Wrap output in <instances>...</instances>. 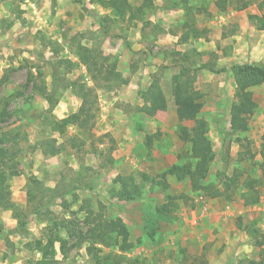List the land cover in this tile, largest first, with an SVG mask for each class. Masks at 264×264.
Masks as SVG:
<instances>
[{
	"label": "rangeland",
	"instance_id": "rangeland-1",
	"mask_svg": "<svg viewBox=\"0 0 264 264\" xmlns=\"http://www.w3.org/2000/svg\"><path fill=\"white\" fill-rule=\"evenodd\" d=\"M128 2L137 6L141 0ZM188 2L200 9L195 27L207 35L181 44L183 11L171 0H154V8L132 23L116 20L88 0H0V109L8 100L9 114L0 122V150L7 152L0 167L5 173L10 165L16 171L8 187L21 176L28 179V190L35 178L44 186L48 176L56 185L50 194H60L49 210L69 218L85 206L78 212L82 233L87 231L82 221L87 209L107 220L120 219L132 243L126 258L144 264H249L255 250L257 261L264 264L263 247H254L247 233L253 225L264 243V84L250 89L256 107L246 113L247 130L233 134L229 127L232 66H264L262 37L248 19L259 11L254 5L236 11L230 2L219 12L215 0ZM77 46L108 57L120 79L109 76L107 82L87 73L75 57ZM186 52L189 58L184 60ZM180 66L187 67L194 89L203 95L197 117L181 124L171 81ZM152 81L159 83L167 108L146 115L141 93ZM79 86L90 90L95 101L91 127L70 125L61 137L51 131V123L78 110ZM43 93L49 94V102ZM195 125L205 126L212 147L203 184L216 188L224 177L241 174L229 197H211L208 190L195 193L188 179L178 181L173 175L166 176V193L155 181L172 165L190 162L182 129L189 138ZM72 136L77 147L66 141ZM245 179L251 181L256 203H251L254 193L243 185ZM133 185L135 193L125 194ZM39 189H32L36 196ZM165 194L180 199L167 215H160L156 210L167 201ZM10 199L26 214L25 227L17 228L12 211L0 209V264H31L36 255H29L25 246L46 232L44 217L31 214L36 201L29 200L26 188L22 194L10 193ZM5 212L15 225L2 216ZM85 247L65 257L58 253L57 264H94ZM225 251L241 257L225 261Z\"/></svg>",
	"mask_w": 264,
	"mask_h": 264
},
{
	"label": "trees",
	"instance_id": "trees-1",
	"mask_svg": "<svg viewBox=\"0 0 264 264\" xmlns=\"http://www.w3.org/2000/svg\"><path fill=\"white\" fill-rule=\"evenodd\" d=\"M91 5L99 6L107 10L116 20L132 23L140 21L148 11L154 8V0H141L137 6H131L128 0H88ZM172 6L179 7L183 11L184 20L182 23L183 33L178 37L181 44H188L191 39L206 38L207 30H200L195 27L194 16L200 11L199 8L192 6L188 0H171ZM232 3V8L236 11L246 10L249 6L255 5L259 11L258 15L248 16L249 21L253 23L257 31H264V0H215L214 6L219 12H225ZM167 6V5H166ZM75 57L80 65L84 66L87 73L99 75L103 81L119 80V75L115 72V63L110 62L108 57L102 56L100 53L88 50L82 46H77ZM192 51V49H191ZM193 52V51H192ZM188 52L182 54V58L187 60ZM203 69L213 71L209 66H203ZM233 81H234V102L230 106L229 112V127L233 134L243 133L248 128L246 113L256 107L252 99L250 89L264 84V66L256 63H245L232 66ZM220 72L224 71L219 70ZM3 80H0V84ZM173 84V97L177 106L176 115L178 123L184 121H193L199 112L201 104L199 101L203 95L193 87L194 77L189 74V70L185 66H180L178 73L171 77ZM81 104L75 113H72L62 119H55L51 123V131L58 133L61 137L66 135V130L70 125H76L80 130H87L91 127V121L94 117L93 103L95 102L92 92L85 89L83 86L78 87ZM46 101H50L49 94L43 93ZM141 98L144 102L141 110L146 115H154L158 111H165L167 103L163 91L158 82L152 81L147 90L141 93ZM4 100V98H3ZM2 100V101H3ZM5 102V100H4ZM7 102L1 106L0 122L4 118H8L6 107ZM187 132L182 129V138L188 141L190 162L185 165H172L168 170L163 172L158 180H155L163 192H167L169 185L166 181L167 175H173L178 181L188 179L191 190L195 193L208 190L211 197H229L235 193L240 185L241 174H233L230 177L221 179L220 186L213 187L204 185L209 164L212 159L211 142L206 136V128L202 125H195L191 128L189 138L186 137ZM70 138L72 146L77 147ZM150 139V138H149ZM249 153L248 150L245 154ZM7 152L0 150V163L5 158ZM1 165V164H0ZM16 175L13 167L8 166V173H5L0 167V209L10 210L13 217L17 221V228L25 227L26 214L23 213L10 199V191L7 181ZM154 181V179H153ZM154 181V182H155ZM34 187H39V195H35L32 189L27 190L29 200L36 201L31 214L41 215L45 223V233L38 239H34L26 244V249L30 252L40 254L38 259L32 260L31 264H57V251L55 244H58V252L61 257H65L72 249L86 244L85 252L94 262V264H144L138 258H126V254L131 252L132 243L129 240V232L120 219L107 220L100 213L93 214L89 209L86 210L82 221L87 227L86 233H82L78 229L79 219L78 212L85 209L81 207L78 212H71L69 218H58L49 207L52 206L54 200L60 197V194L54 190L45 189L42 182L32 180ZM155 182V183H156ZM245 184L252 196V202L256 203L258 198L255 196L254 188L250 180L245 179ZM127 185L123 186V191ZM245 186V187H246ZM133 190L125 192L130 195L135 193L137 186L133 185ZM208 192V193H209ZM166 202L156 212L160 215H167L171 208L175 207L174 201L180 199V196L165 194ZM66 207V206H65ZM44 209V210H42ZM85 211V210H84ZM248 236L253 239L254 247H261L263 244V236L261 232L253 225L247 229ZM260 236V240H256ZM73 240L72 244L69 241ZM102 248L110 250L108 253H102ZM250 264H261L257 261H250Z\"/></svg>",
	"mask_w": 264,
	"mask_h": 264
},
{
	"label": "crops",
	"instance_id": "crops-1",
	"mask_svg": "<svg viewBox=\"0 0 264 264\" xmlns=\"http://www.w3.org/2000/svg\"><path fill=\"white\" fill-rule=\"evenodd\" d=\"M155 5V4H154ZM157 5V4H156ZM255 6V5H254ZM258 32H260L259 34H260V37H262L260 40H262V42H260V43H262V54H264V31H258ZM251 54H252V51L250 50L249 51ZM263 57H264V55H263ZM164 93V92H163ZM33 174H37V172H35V173H33ZM46 178V181H44V188L45 189H48V190H53L54 188H55V183L54 182H51V180H49L48 179V176H46L45 177ZM36 180H38L37 178H35ZM27 178L26 177H24V176H21V179H20V177H17L15 180L13 179V180H11L10 181V184H9V191H10V193L11 194H13V195H16V194H22V192L25 190V188H26V190H28L27 189V184H28V182H27ZM39 181V180H38ZM23 190V191H22ZM20 199V198H19ZM22 203H24V201H22ZM254 209H255V206L253 207ZM2 216H4L5 218H7V221H8V223L10 224V225H15V221L13 220V218H11V216H10V213H8V212H5V214H3ZM41 225L42 226H45V223L42 221L41 222ZM260 231V230H259ZM36 239H38V238H36ZM246 249L247 250H250V251H252L251 250V246L250 245H248V243H246ZM263 247V249H264V243L262 244V246L261 247H257V248H262ZM58 248H56V251H57V254L59 253L58 252V250H57ZM27 251L29 252H27L29 255H31V256H33V255H36V258L35 259H38L39 257H40V254L39 253H36V252H30L28 249H27ZM239 251H241V250H239ZM255 251V250H254ZM253 251V253H251L249 256L251 257V261H257V254L256 255H254L255 253H257V252H254ZM229 252H224V254L223 255H221V258H223L225 261H228L229 262V260H228V258L227 257H231V259L232 258H234V257H236L235 255H238V257H241L239 254H235V253H231V254H228ZM253 255H254V258H253ZM259 255V254H258ZM264 257V255L262 256V258ZM236 259V258H235ZM257 262H259V261H257ZM20 262L19 261H17V262H15V263H13V264H19ZM260 263V262H259ZM215 264H217V263H215ZM228 264V263H227ZM235 264V263H234ZM250 264V263H249ZM262 264V263H261Z\"/></svg>",
	"mask_w": 264,
	"mask_h": 264
}]
</instances>
